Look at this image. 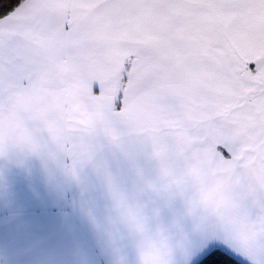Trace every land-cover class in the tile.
I'll return each instance as SVG.
<instances>
[{
  "label": "snow or ice",
  "instance_id": "1",
  "mask_svg": "<svg viewBox=\"0 0 264 264\" xmlns=\"http://www.w3.org/2000/svg\"><path fill=\"white\" fill-rule=\"evenodd\" d=\"M24 93L41 96L31 154L76 166L101 138L140 141L190 192L179 244L126 213L138 264H232L218 243L264 264V0H18L0 12V100Z\"/></svg>",
  "mask_w": 264,
  "mask_h": 264
},
{
  "label": "crops",
  "instance_id": "2",
  "mask_svg": "<svg viewBox=\"0 0 264 264\" xmlns=\"http://www.w3.org/2000/svg\"><path fill=\"white\" fill-rule=\"evenodd\" d=\"M40 99L24 93L0 100V264H138L141 237L129 211L143 218L148 232L163 230L174 244L194 232L190 192L164 186L160 163L140 141L118 147L101 138L92 160L76 166L47 148L31 154L20 129ZM29 128L47 142L41 126Z\"/></svg>",
  "mask_w": 264,
  "mask_h": 264
},
{
  "label": "trees",
  "instance_id": "3",
  "mask_svg": "<svg viewBox=\"0 0 264 264\" xmlns=\"http://www.w3.org/2000/svg\"><path fill=\"white\" fill-rule=\"evenodd\" d=\"M16 2H18V0H0V12H4V11H7L8 9L12 8ZM228 256L230 257L232 264H244L241 261H239L238 259H236L235 257L231 256L230 254H228Z\"/></svg>",
  "mask_w": 264,
  "mask_h": 264
}]
</instances>
